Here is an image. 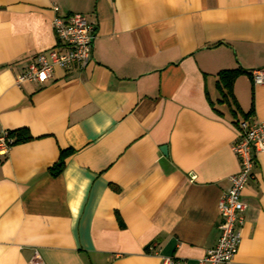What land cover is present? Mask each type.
<instances>
[{"label": "crops", "instance_id": "obj_1", "mask_svg": "<svg viewBox=\"0 0 264 264\" xmlns=\"http://www.w3.org/2000/svg\"><path fill=\"white\" fill-rule=\"evenodd\" d=\"M53 5L93 23L91 60L17 85L57 46ZM224 70L241 71L236 115L218 100ZM256 70L264 0H0V134L30 136L0 154V264H30L35 250L42 264H199L239 169L233 120L264 121ZM251 175L227 264H264V152Z\"/></svg>", "mask_w": 264, "mask_h": 264}, {"label": "built area", "instance_id": "obj_2", "mask_svg": "<svg viewBox=\"0 0 264 264\" xmlns=\"http://www.w3.org/2000/svg\"><path fill=\"white\" fill-rule=\"evenodd\" d=\"M54 16L51 24L57 38V46L47 55L38 53L30 58L16 84L27 81L43 83L53 75L55 66L68 69L71 67L83 70L91 60L95 27L86 15L71 12L66 16L59 14V7L53 5ZM255 83H264V70L251 73ZM236 130V139L232 145L233 152L239 160L237 172L228 175L229 188L222 192L218 201L220 215V237L215 246L204 252L199 264H227L237 253L241 243V225L245 221L246 204L241 199L242 190L256 162V156L264 152V121H241ZM13 138L6 130L0 134V154L9 150ZM37 250L34 251L30 264H42ZM160 264H183V262L166 256H160Z\"/></svg>", "mask_w": 264, "mask_h": 264}, {"label": "trees", "instance_id": "obj_3", "mask_svg": "<svg viewBox=\"0 0 264 264\" xmlns=\"http://www.w3.org/2000/svg\"><path fill=\"white\" fill-rule=\"evenodd\" d=\"M238 72H241L240 70H224L222 72H220V78L221 79V82H222V85L220 86L221 87V92H222V96L221 98H219V102H225L227 105H229L228 107L230 108L231 107V103L230 101L231 100H228L229 98V95H230V86L232 84V81L234 79V77L237 75L236 73ZM231 112H233L235 115L237 114L236 111H239L238 109V106L236 105V107H231ZM241 121H247L245 119H234L233 120V126L235 127V129L238 128V124L241 122ZM9 134L10 137H12L14 140L11 144L14 145L15 143L19 142V141H23V140H26L28 138H30L29 135L27 134H22L25 129H17V130H6ZM72 149H66V150H62L61 151V155H60V159L59 161L51 168V173L53 175H56L60 169L63 168L64 166V159L66 156H68L69 154L72 153Z\"/></svg>", "mask_w": 264, "mask_h": 264}, {"label": "water", "instance_id": "obj_4", "mask_svg": "<svg viewBox=\"0 0 264 264\" xmlns=\"http://www.w3.org/2000/svg\"><path fill=\"white\" fill-rule=\"evenodd\" d=\"M250 72H252V71H250ZM161 151H162L164 154H166V146H162V147H161Z\"/></svg>", "mask_w": 264, "mask_h": 264}]
</instances>
